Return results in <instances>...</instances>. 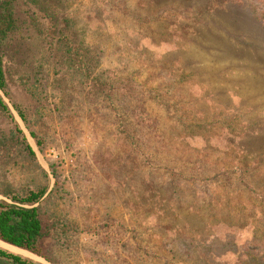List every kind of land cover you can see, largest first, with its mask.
Segmentation results:
<instances>
[{"label": "rangeland", "instance_id": "rangeland-1", "mask_svg": "<svg viewBox=\"0 0 264 264\" xmlns=\"http://www.w3.org/2000/svg\"><path fill=\"white\" fill-rule=\"evenodd\" d=\"M221 1L38 0L33 11L72 18L78 41L96 49L100 68L117 78L122 100L134 103V110H144L159 128L195 133L199 151L204 144L218 149L207 155L181 149L186 162L189 157L230 168L246 160L253 189L244 206H254L251 223L259 227L255 254L264 246V0H247L246 6L233 0L228 13L207 11ZM24 11L18 7L19 29L0 45V58L8 82L4 99L34 157L19 147L1 152L0 191L48 187L39 208L58 229L42 241L48 264H137L143 257V250L133 254L138 241L167 245L173 230L165 239L156 237V214L160 205L174 210L177 205L159 201V174L130 153L109 110L89 105L86 91L59 72L53 46ZM198 21L202 28L193 30ZM167 101L174 107L161 106ZM18 111L27 116L42 149ZM10 131L1 118L0 137ZM233 145L241 149L225 150ZM145 181L156 190L151 188L149 199ZM184 219L204 229L193 216ZM206 230L215 262H243L253 231L238 232L229 243L225 229ZM0 264L11 263L0 258Z\"/></svg>", "mask_w": 264, "mask_h": 264}, {"label": "trees", "instance_id": "trees-1", "mask_svg": "<svg viewBox=\"0 0 264 264\" xmlns=\"http://www.w3.org/2000/svg\"><path fill=\"white\" fill-rule=\"evenodd\" d=\"M237 1L239 3L235 4L238 6L241 4L246 6L247 0ZM37 2L38 0H0V45L19 29L16 13L18 7L23 5L27 22L49 42L51 47L53 46L59 72L63 75L68 73L73 80H76L80 88L86 91V101L89 105L109 110L112 115L111 124L115 127L116 134L128 141L130 153L141 155L145 158V162H148L146 167L159 174L161 179L157 181H161L159 187L161 191L157 194L162 196L159 201L162 204L166 203L168 207L172 204L177 205L175 210L162 205L157 210L156 221L158 222L155 231L158 230V234L156 237L161 236L165 239L173 230L167 245L154 242L150 246L146 242L142 246L138 241L135 243L137 248L133 250V254L134 251L143 250V257H137L136 263L229 264L220 260L215 262L210 257L212 247L205 236L207 227L208 230L225 229L226 239H232L229 243H235L238 232L253 231L250 242L248 241L245 245L250 246V249L246 251L243 262L237 260L233 264H264V246L261 252L251 253L258 241L256 234L259 227L254 228L251 223L254 206L250 205L251 208L244 206V200L251 199L246 194L253 189L249 186V171L252 169L246 164V160L230 168L210 164V160L207 163L201 162L202 160H191L189 157L190 160L186 162L179 153L181 149H184L189 154L196 155L195 153L199 151L198 147L194 146L197 135L183 130L177 131L175 128H159L160 123L152 121V117L144 110L143 114H141L142 110L141 112L134 110L136 108L134 103L128 104L122 100V88L117 78L112 76L109 70L100 68V56L96 49L92 50L78 41L74 20L70 17L57 19L47 13L38 15L33 11ZM233 2V0H222L212 5L213 9L209 8L207 11L228 13L234 5ZM147 5L145 6L148 7ZM196 26L202 28V23L200 21L194 23L193 30L197 29ZM194 40L195 38L191 41L194 42ZM60 79L63 80L64 76ZM60 79L57 80L58 85L61 82ZM0 91L8 95V82L1 58ZM162 104L163 102L161 106L168 110L174 107L169 101L165 105ZM18 114L30 129L31 137L35 140L37 147L42 149L43 142L38 139L36 132L31 130L27 116L21 111H18ZM1 118L10 126L11 131L10 136L0 137V153H4L7 147H19L29 156L34 157L9 107L0 96ZM173 140L179 141L180 144L173 145ZM238 149L241 148L233 145L225 150L229 152L238 151ZM215 151L218 149L204 144L199 153L207 155ZM190 172H192L190 177L184 174ZM143 187L146 199H149L154 191L156 192L150 182L145 181ZM47 190L48 187L27 190L23 193L8 189L0 191V195L8 200V202L0 200V241L46 260L42 241L46 237L58 235L56 224L39 208ZM240 200L243 206L239 203ZM149 213H151L150 210ZM185 215H191L202 221L204 229L199 231L191 227L192 225L186 223ZM55 221L58 223V220ZM63 232L62 230L61 235ZM149 237L151 238V235ZM167 246L168 249H166ZM258 255L262 257L258 258ZM132 256L134 255L130 258ZM0 258L11 264H38L3 249H0Z\"/></svg>", "mask_w": 264, "mask_h": 264}, {"label": "water", "instance_id": "water-1", "mask_svg": "<svg viewBox=\"0 0 264 264\" xmlns=\"http://www.w3.org/2000/svg\"><path fill=\"white\" fill-rule=\"evenodd\" d=\"M0 96L2 97L3 101H4V102L7 104V106L9 107L8 103H7V102L5 101V99H4V94H3V92H1V91H0ZM9 109H10V111H11V113H12V115H13L15 121H17V118H16V114H15V112H14L13 110H11L10 107H9ZM19 119H21V118H19ZM0 200H5V201L8 202V200H7L6 198H4V197H1ZM1 242H2V241H1ZM2 243H4V242H2ZM4 244H6V243H4ZM6 245H8V244H6ZM9 246H11V245H9ZM11 247H13V246H11ZM14 248H16V247H14ZM0 249H3V250H5V251H7V252H9V253H12V254H15V255L22 256V257H24V258H26V259H29V260H31V261H33V262H36V263H38V264H48L47 261L44 260L42 257H39V256H36V255H33V254H31L30 252H27V251L22 250V249H21V250H16V249H19V248L11 249V248H9V247H5V246H3V245H0ZM23 251H24V252H23Z\"/></svg>", "mask_w": 264, "mask_h": 264}, {"label": "bare ground", "instance_id": "bare-ground-1", "mask_svg": "<svg viewBox=\"0 0 264 264\" xmlns=\"http://www.w3.org/2000/svg\"><path fill=\"white\" fill-rule=\"evenodd\" d=\"M0 245H3V246H5V247H9V248H11V249H16V248H14V247H11V246H9V245H6V244L2 243L1 241H0ZM16 250H21V249H16ZM23 252H24V251H23Z\"/></svg>", "mask_w": 264, "mask_h": 264}]
</instances>
